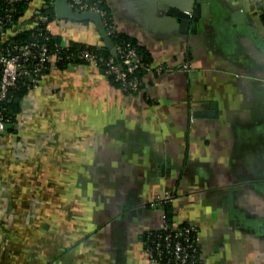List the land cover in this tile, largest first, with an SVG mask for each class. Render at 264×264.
<instances>
[{"label": "crops", "instance_id": "0c3cea01", "mask_svg": "<svg viewBox=\"0 0 264 264\" xmlns=\"http://www.w3.org/2000/svg\"><path fill=\"white\" fill-rule=\"evenodd\" d=\"M98 1L149 59L143 88L92 64L40 76L0 143V264H155L165 210L198 228L201 264H264V0ZM51 27L106 46L93 21Z\"/></svg>", "mask_w": 264, "mask_h": 264}, {"label": "built area", "instance_id": "2783aa9c", "mask_svg": "<svg viewBox=\"0 0 264 264\" xmlns=\"http://www.w3.org/2000/svg\"><path fill=\"white\" fill-rule=\"evenodd\" d=\"M24 1L27 0H0V143L11 121L6 115L4 104L10 98L11 90L22 78H27L31 90L44 71L59 62L103 67L124 92H137L143 88V81L136 73L140 68L149 70L150 65L142 61L135 47L115 44L117 56L105 57L89 48L71 50L69 44L62 42H55L51 46L50 34H53L51 21L43 12L34 17L33 28L36 30L29 41L3 42L1 36L4 26L17 12V5ZM47 1L53 4L55 0ZM69 5L77 12L98 13L103 19L107 33L110 36L116 33L113 22L110 23L106 18V10L95 0H69ZM162 218L163 223L160 227L145 232V250L149 258L155 264H201L198 228L193 224H169L164 212Z\"/></svg>", "mask_w": 264, "mask_h": 264}, {"label": "trees", "instance_id": "16d2710c", "mask_svg": "<svg viewBox=\"0 0 264 264\" xmlns=\"http://www.w3.org/2000/svg\"><path fill=\"white\" fill-rule=\"evenodd\" d=\"M29 1L30 0H27V1H24V2L19 3L17 5V12L13 16V18L9 22L6 23V25L4 26L3 29L11 26L12 23L16 22L18 20V18L21 15L24 14V11H25L26 6L29 3ZM96 2L99 4V6L101 8L106 10V12H107L106 18L111 23L112 22V14L110 12V9L103 2H100L98 0ZM43 13L48 15L50 21H52L54 18H56L55 10L51 6L48 9L43 10ZM42 25L43 24H41V26ZM35 30H36V28L32 27L29 30L21 31L18 34L14 35V36H12V37H10L8 39H3L2 36H1V38H2L3 42H11V41L20 42V43L21 42H27V41H29L31 39V37H32L33 33L35 32ZM111 37H112V39H113L115 44H123V45L125 44V45H129V46L135 47L136 50L138 51L139 55L141 56L142 61L144 63H146V64H149V62H150L149 59L145 55H143V53L140 50V47L138 46V44L135 41H133L129 37H127V36H125L123 34H120L118 32H116L115 34H112ZM55 42H62V41H61V39L58 36H56L54 34H50V45L53 46L54 45L53 43H55ZM69 46H70L69 48L71 50H77V49H81V48H89L90 50H92V51H94V52H96V53H98L100 55H103L105 57L112 56V53L110 52L109 49H107L106 46L88 45V44H85V43H71V44H69ZM68 63L69 62H67V61H62V62H59L57 64H59V65H67ZM102 69L106 72L105 68L102 67ZM48 70H49V68L46 69L44 71V73L47 72ZM145 72H147V69L140 68V69L137 70L136 75L138 76V78H140L142 80V76H143V74ZM109 77L111 78V80L116 85H118V82L113 78V76L109 75ZM28 83L29 82H28L27 78L20 79L18 81L17 85L11 90L10 98L7 101L4 102L5 107H6V115L8 117H10L11 121L9 122V124H11V125H13V123H14V121L16 119V115H17L18 110H19L20 101L29 92ZM164 213H166L168 221H169V224H170L171 223L170 215L167 213L166 210H165Z\"/></svg>", "mask_w": 264, "mask_h": 264}, {"label": "water", "instance_id": "95a60500", "mask_svg": "<svg viewBox=\"0 0 264 264\" xmlns=\"http://www.w3.org/2000/svg\"><path fill=\"white\" fill-rule=\"evenodd\" d=\"M51 6L54 8L57 18H67L75 21H86V20L93 21L100 30V32L103 34V38L105 40L107 49L110 50L112 55L117 56L115 43L112 37L107 33L103 23V19L98 13L94 11L77 12L69 5V0H55ZM163 7L165 8L164 5ZM170 13L182 17L188 16V14H184L185 12L170 11ZM198 14L199 13H197V15ZM195 20H197L196 16H195Z\"/></svg>", "mask_w": 264, "mask_h": 264}]
</instances>
